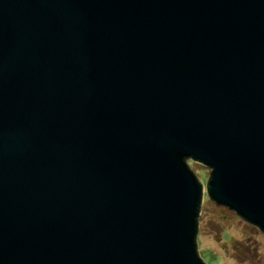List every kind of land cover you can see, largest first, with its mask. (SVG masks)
<instances>
[{
	"label": "water",
	"instance_id": "obj_1",
	"mask_svg": "<svg viewBox=\"0 0 264 264\" xmlns=\"http://www.w3.org/2000/svg\"><path fill=\"white\" fill-rule=\"evenodd\" d=\"M187 160L264 233V0H0V264H205Z\"/></svg>",
	"mask_w": 264,
	"mask_h": 264
},
{
	"label": "rangeland",
	"instance_id": "obj_2",
	"mask_svg": "<svg viewBox=\"0 0 264 264\" xmlns=\"http://www.w3.org/2000/svg\"><path fill=\"white\" fill-rule=\"evenodd\" d=\"M203 187L197 219V253L205 264H264V233L206 193L210 170L187 160Z\"/></svg>",
	"mask_w": 264,
	"mask_h": 264
}]
</instances>
